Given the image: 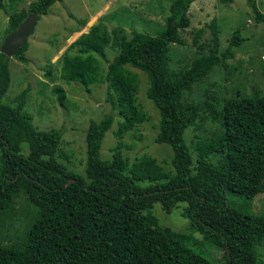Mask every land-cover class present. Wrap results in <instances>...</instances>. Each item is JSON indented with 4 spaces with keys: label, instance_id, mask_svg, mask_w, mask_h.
<instances>
[{
    "label": "trees",
    "instance_id": "trees-1",
    "mask_svg": "<svg viewBox=\"0 0 264 264\" xmlns=\"http://www.w3.org/2000/svg\"><path fill=\"white\" fill-rule=\"evenodd\" d=\"M55 1L61 0H32L25 10L11 13L6 35L27 14L36 13L38 18ZM193 1L171 0L157 34L132 31L128 39L121 38L105 75L104 99L111 111L90 119L85 129L83 175L58 160L66 157L58 151L63 130L37 129L21 111L27 88L13 101L2 98L10 74L8 57L0 53V225L12 197L19 192L35 208L23 237L0 243V264H259L264 257V205L257 213L231 208L223 224L226 230L221 231L205 214L208 201L204 197L214 196L208 203L211 210L215 204L224 205L212 185L227 190L231 200L238 201H249L264 192V93L216 96L215 100L205 96L202 101L186 98L185 92L193 84L212 67L232 58L234 49L244 41L235 28L226 47L217 53L218 34L211 20L208 52H201L184 68L171 69L168 44L183 43L179 30L189 25L187 11ZM246 2L253 21L264 22V12L255 0ZM199 34L196 30L194 44ZM108 42L99 25L71 42L68 48L76 47L77 52L62 55L61 78L84 86L97 83L92 52L103 55ZM197 46L203 48V44ZM25 48L26 44L17 48L12 57L23 56ZM125 64L147 77L145 97L159 116L153 141L169 146L168 169L147 153L129 160L122 151L123 135L136 131L148 117L135 103L137 75L125 69ZM56 90L62 101L64 94ZM112 110L119 117L114 131L117 141L110 156L102 159L99 149L114 120ZM202 111L218 123L219 131L197 140L193 157L183 131ZM214 154L222 162L220 170L201 162ZM178 203L187 219L185 232L161 226L151 211L158 204L169 213ZM192 232L223 249L219 261L191 248L195 245L191 244Z\"/></svg>",
    "mask_w": 264,
    "mask_h": 264
},
{
    "label": "rangeland",
    "instance_id": "rangeland-1",
    "mask_svg": "<svg viewBox=\"0 0 264 264\" xmlns=\"http://www.w3.org/2000/svg\"><path fill=\"white\" fill-rule=\"evenodd\" d=\"M32 0H0V47L10 29L8 17L13 12L26 9ZM171 0H61L53 2L45 14L40 15L34 25L33 33L28 36L26 48L22 55L26 61L16 57H8L10 81L3 95L4 100L13 98L27 88L25 103L21 109L28 116L32 125L40 130L51 128L62 129L58 144L59 153L66 157H58L68 169L83 175L84 133L90 119L97 120L110 112L105 101L107 66L119 49L121 38L128 39L132 31L155 35L163 27L164 18L168 14ZM257 8L264 12V0H255ZM189 25L179 30L182 44H168L169 67L184 68L201 52L207 53L212 47L208 24L215 22L218 34L217 53L222 51L235 28H239L244 41L234 49V56L212 67L202 79L185 92L189 100L202 101L205 96L215 100L216 96L229 97L264 93V22L255 23L246 0H233L221 3L218 0H195L188 8ZM20 23V22H19ZM18 23V24H19ZM17 24V25H18ZM16 25V26H17ZM103 28L109 38L103 55L92 52L97 64L98 82L84 86L78 81H65L61 78L62 55L66 52L75 54L76 47L69 44L81 35H87L94 26ZM15 29V28H14ZM13 29V30H14ZM12 30V31H13ZM196 30H200L197 42L192 41ZM198 44H203L199 49ZM125 69L134 72L138 79L135 103L147 114V120L136 127V131H128L120 139L123 153L129 160L147 153L154 156L164 169H168L171 150L168 145L155 143L153 137L158 128V111L151 100L145 97L148 80L144 72L125 64ZM59 88L64 94L62 101L58 98ZM209 99V98H208ZM18 101V100H17ZM112 110L114 120L102 138L99 155L102 159L110 156V148L117 141L114 136L118 116ZM200 112L194 123L183 131V139L191 155L195 156L194 145L219 131L218 123ZM128 146V147H125ZM202 159V164L210 163L215 170L222 169L217 154ZM213 181V180H212ZM224 205L215 204L210 209L214 196L206 195L205 214L221 231H225L224 222L229 217L231 208L257 213L264 205V192L257 193L249 201L231 200L227 190L212 185ZM222 202V201H221ZM178 203L169 213L163 212L158 204L151 211L157 216L161 226H169L176 231L185 232L187 219L181 214ZM35 208L31 206L24 192H19L11 199L10 208L5 212L0 225V243L10 244L19 241L29 225ZM189 233V232H188ZM191 248L210 259L219 261L223 249L205 240L199 233H190ZM262 245L259 246V249ZM264 263V257L259 264Z\"/></svg>",
    "mask_w": 264,
    "mask_h": 264
},
{
    "label": "water",
    "instance_id": "water-1",
    "mask_svg": "<svg viewBox=\"0 0 264 264\" xmlns=\"http://www.w3.org/2000/svg\"><path fill=\"white\" fill-rule=\"evenodd\" d=\"M36 19V13L27 14L15 29L5 36L0 47V53L11 57L17 48L24 46L28 36L33 33ZM17 58L22 61L27 60L24 56H17Z\"/></svg>",
    "mask_w": 264,
    "mask_h": 264
}]
</instances>
